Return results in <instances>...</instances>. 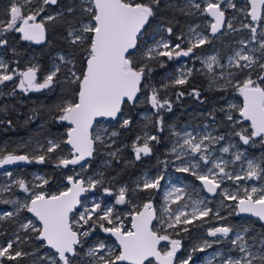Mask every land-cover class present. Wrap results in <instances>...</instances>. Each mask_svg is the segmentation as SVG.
I'll return each instance as SVG.
<instances>
[{"label": "snow or ice", "instance_id": "1", "mask_svg": "<svg viewBox=\"0 0 264 264\" xmlns=\"http://www.w3.org/2000/svg\"><path fill=\"white\" fill-rule=\"evenodd\" d=\"M204 2L205 6L202 7L195 0H189L191 6L201 15H207L214 21L210 23L212 35L220 32L225 25L228 29L233 28L230 21H225V11L221 7L224 0H204ZM247 3L251 5V11L247 15L253 22L264 19L261 15L264 10V0H247ZM55 4L57 0H11L6 21L0 22V47L8 43L5 33L12 31L20 33L24 41L36 44L43 42L44 21L54 20L56 17H45L42 13L45 11V6ZM159 4L160 0H151V3L135 2V0H82L81 8L87 14L88 20L81 21L78 27H69L68 38L71 44L80 45L83 48L86 66L83 71L77 72L74 63L69 62L72 63V67L69 68L65 80L69 84L76 85V88L73 90L72 98L65 99L58 106L59 115L54 117L57 122H66L69 126L66 138L62 141L49 140L45 147L46 153L56 152L57 149L68 153L67 156L55 157L58 159V167L81 165V171H83L85 166L81 162L92 157L97 144L109 146L105 137H116L119 133L117 131L109 133L108 129L103 127L102 120H118L124 105L138 101L142 81L152 72L149 62L158 61L163 66L161 57H167L169 61L180 57L200 59L207 72L213 74L211 77L213 84L223 81L224 85L234 86L243 98V103L238 108L236 105H229V108L236 109L239 118L249 122L250 128V131L248 129L234 131V135L239 137L244 145L255 142V138H259V141L264 143V32L260 33L261 38L257 41V27L244 24L243 27L249 29L252 34L250 42L258 43L259 47L248 49L246 52L247 44L240 41L243 47L228 57L227 65L221 64L216 55L202 59L196 56L195 50L208 43L209 38L202 32H197L195 27H190L186 35L176 36V40L181 41L180 43H172L170 39L163 36L159 39L153 37L151 43L143 40L146 32L145 25L149 23V18L156 14L153 5ZM227 7L235 8L236 5L229 0ZM68 11L71 12L72 9L69 8ZM158 31H166L168 37L173 35L171 27L159 28ZM185 41L186 48L183 46ZM257 51L260 52L258 57L254 55ZM138 56L139 62L136 59ZM9 68L10 65L0 59V85L18 76L20 77L18 87L25 93L52 88L54 78L59 72L57 68L47 74L42 82H38V68L35 66H29L23 71L18 68H12L9 71ZM217 68L221 69L218 73ZM233 68L236 71H232ZM257 68L261 71L257 73V79L254 80L252 72ZM241 74L245 77L242 80L238 79ZM188 75H191L190 71ZM257 80L260 83H257ZM186 83L187 78L184 74L174 80L175 85ZM224 85L221 87L223 88ZM182 95V92L178 94V96ZM195 95L198 98L199 92H195ZM149 99L152 108L157 112L161 109L171 110V103L168 100L158 99L155 89ZM226 119L233 125L241 122L230 112L226 114ZM130 123L129 119H122L121 126L128 127ZM156 123L158 130L163 131L162 116L158 115ZM94 125H96L95 128ZM172 134L177 137L171 149L176 159L194 158L177 167V171L191 172L209 194L222 195L225 200L236 201L232 207L237 215L248 213L264 221V189L256 187L250 190L244 189V195L239 196L221 188L225 180L235 183L264 179V169L254 161L248 160L247 170L242 169L241 172L233 174L227 170L232 161L223 158L212 159L207 145H214L224 140L223 135L214 136L206 133L198 138L191 131L183 133L173 131ZM151 141L159 142V137L146 133L142 146L133 143L136 159H140L141 154L145 156L151 154ZM62 144L67 147L62 148ZM231 147L234 146L222 147L220 151L229 153ZM111 155L115 156L116 153ZM242 155L241 152H235L234 160L240 161ZM35 159L37 163H44L45 155H39ZM18 161L30 162V159L27 155H5L0 151V168ZM200 162L210 166L201 169ZM4 175L12 177V173L8 171ZM37 179H41L42 182L33 185V188H42L48 183L47 179L39 177ZM161 179L163 177L155 179L146 177L142 184L137 185V189L159 190ZM99 184L101 180L86 179L77 174V176L68 175L67 185L70 187L55 194L31 190L23 179L13 180L11 183L0 186V197L3 193L12 192L15 186L27 194V198L23 201L0 198V203L15 205L14 211L0 212V221L13 220L22 211L30 213L35 218L33 220L22 217L17 221L19 231L14 232L12 238L0 242V264H20L28 256L36 257L33 264H146V262L152 264L150 258H154L156 264H190L191 255L186 258L177 257L181 241L171 238L167 230L172 229L177 234L179 231L187 232L189 231L187 225L209 217L212 209L207 207L206 201L196 200L191 205L187 202L181 204L185 196L184 189L173 187L165 192V203L159 215L149 199L142 205V209H135L128 213L126 218L130 223L128 227L125 218L118 215L115 209V205L131 203L126 188L121 187L115 194L109 188L104 189L106 195H114V205L106 204L102 207L100 202H94L89 207L82 204L81 196L89 190H95ZM218 189H221L219 193ZM172 204L178 206L172 208ZM189 208L191 211L188 210ZM216 216L219 217L218 211ZM154 220L158 221L159 230L153 225ZM247 231L245 228L244 232ZM21 232L26 235L22 236ZM231 232H233L231 227L221 226L209 229L207 235L227 238ZM93 233H97V236L93 237ZM99 233L107 235L99 238ZM0 235L6 234L0 232ZM90 237L92 239H89ZM109 238H114V241L110 243ZM243 240V235L236 232L235 239L231 242L236 244L238 251L245 255L229 258L226 264H253V261L257 260L259 264H264V251L252 253L246 243H238ZM33 241L41 242L35 246L36 251H24L21 245L30 244ZM161 242H167L171 247L162 251L159 247ZM85 245L87 250L83 251V256L87 259L82 260V250ZM206 247H211V243L205 241L204 246H198L193 251L203 252ZM41 248L52 251L37 256L36 253Z\"/></svg>", "mask_w": 264, "mask_h": 264}, {"label": "rangeland", "instance_id": "2", "mask_svg": "<svg viewBox=\"0 0 264 264\" xmlns=\"http://www.w3.org/2000/svg\"><path fill=\"white\" fill-rule=\"evenodd\" d=\"M0 3V17L1 22L6 21L7 19V9L10 7L11 0H1ZM135 2H143V3H151V0H135ZM196 3H200L202 7L205 6L204 0H195ZM229 0H224V3L221 4L222 9H224L225 13L227 14V22L230 21L233 25L232 29H228L226 25L222 32H220L216 37H211L209 34V25L211 23V19L206 15H201L195 8L191 6L189 0H166V6H171L173 11H175V18H171L168 20L169 23H165L161 21L156 15L154 17L149 18V23L145 25V35L143 37L144 41H148L149 43L152 42L153 37L159 39L163 36L166 39H170L172 43H180L181 41L176 40L177 35H186L189 31L190 27H195L197 32H202L203 34L207 35L209 38V42L203 45L200 48L195 50L196 56L201 57L202 59H208L212 55H216L218 60L221 64L227 65L228 57L234 53V51L239 50L243 45L240 41H244L247 44V48L245 51L247 52L248 49H258V43L250 42L251 32L249 29L243 27L244 24H252L253 26L257 27V41L260 40V33L264 32V19H262L259 23H252L249 21V17L247 15L248 12V4L247 0H231V3L236 5L235 8L227 7V3ZM82 0H78V7L79 10L81 8ZM157 6V5H153ZM59 8L55 5H47L45 6V11L42 13L43 16H54L59 13ZM181 14V16H179ZM262 17H264V10ZM180 18L179 25L177 28H173L172 24H175V21ZM39 19V18H38ZM88 17L85 20H81L87 22ZM81 21L76 22L70 27H78ZM167 27H171L173 29V35L168 37L166 31H158L159 28L166 29ZM175 29V30H174ZM18 33V32H17ZM20 35L21 39V34ZM174 38V39H173ZM214 39V41H211ZM22 40V39H21ZM24 41V40H22ZM28 42V41H27ZM30 43V42H29ZM43 43V42H42ZM41 44V43H40ZM39 45V44H38ZM183 46L187 47V42H183ZM255 56H259L260 52L257 51L254 53ZM64 59H61V58ZM0 59H2L5 63L9 65L7 60L4 58V53L0 48ZM30 63L25 64L24 67L18 68L19 70L23 71L26 70L29 66H35L38 68L37 61L30 56L28 58ZM139 62V56L136 58ZM28 60V61H29ZM73 58L70 54L64 52H57L53 55L50 66L48 70L41 75H39L37 71V80L38 82H42L44 77L49 74L50 72L56 70L57 68L61 69L63 74L67 75L69 68L72 66ZM161 61H163V66H161L160 62L158 61H151L149 62V67L152 68V72L142 81V88L140 93H138V99L147 100L148 105L147 109L141 111L137 115V119L135 123L138 126V133L132 142H126L124 140L123 135L125 134L121 131L122 127L121 122L122 119H129L125 113H121L118 120H102L103 127L108 129V132L117 131L119 133L116 137H105L106 143L109 146L99 145L95 146L98 147L101 154L103 155V159L99 162L97 166L94 168H90L89 161L91 157H89L88 161L83 164L85 166L84 170L81 171V165H70L68 168L58 167V159H55L57 155L67 156L68 153L66 151H61V149H57L56 152L53 153H46L45 147L49 140H60L52 137H47L42 139L40 136L33 137L31 139H27V142L23 140H19L15 146H24L28 148L30 152H20L21 154H25L29 157L32 167L28 166H18L9 168L0 172V186L5 184L11 183L13 180L23 179L29 185L31 190L34 191H46L49 194H55L59 191H63L68 187L67 185V176H77L79 174L82 178H91L94 180H101V184L97 185L95 190H89L85 193L84 197L82 198V204L86 206H91L94 202H100L102 207L104 205H114V195L109 196L104 193L105 188H109L115 194L119 191L121 187H124L128 190V196L131 198L130 204L125 205H115L116 213L120 215L122 218H125V223L128 227H130V223L126 219L128 213L135 210L141 209L142 205L146 203L149 199H151L153 203V207L157 210V214L159 215L165 201H164V194L166 191H170L173 187H181L184 189V200L180 203L183 204L187 202L189 205L193 201L196 200H204L206 201L207 207L212 209L209 217L204 218L203 221H195L192 225H187L189 231L183 232L179 231V235L184 236L183 238L186 240V244L184 246L181 245L180 251L177 253L178 258H186L187 256L191 255L192 260L190 264H226V261L229 258H239L245 255V253H241L238 251L237 245L233 244L231 241L235 239L236 232H240L244 240L238 243H246L252 253L257 254L261 251H264V232L263 229L258 226L254 221L256 219L252 218H242L239 217L236 213L232 205H235L236 201H229L225 200L222 195H216L213 197L207 196L201 185L199 184L198 180L195 178L191 172H179L177 171V167L182 166L184 163L187 162L189 159H194L193 157H185L183 159H176V156L171 152L173 147V143L177 140V137L174 136L172 133L180 132L183 133L184 131H191L194 135L202 136L206 133H211L212 135H223L225 137L224 140L220 141L217 144L211 145L208 144L209 152L211 153L212 159L223 158L224 160L232 161L227 167V170L232 172L233 174L241 172L243 170H247V161L252 160L256 164H258L262 169H264V143L259 141V138H255V142H250L248 145H244L242 141L239 140V137L234 135V131H239L241 129H248L249 123L242 121L239 118L238 111L236 109H230L229 105H236L237 108L242 105V97L239 95L237 89L232 85H224L223 81H217L215 84L211 82V77L213 74L208 73L207 69L205 68L204 64L201 63L200 59H195L193 57H180L179 59H173L169 61L167 57H161ZM13 67L9 68L11 71ZM199 71L201 74L203 81L205 82L206 87L209 89L205 93V97H211L213 107L208 110H204L202 112H198L193 117V120L187 119L183 120L179 123H174L172 118L170 117L171 121L164 122V130L159 131L158 126L154 125V114L155 112L159 115L164 117L170 111L166 109H161L157 112L156 109H153L150 103V96L152 94L153 89L157 91L158 99L162 98L159 93H166L169 90V87L175 85L174 80L179 78L181 74H184L188 79L193 70ZM232 71H236V69H231ZM189 71L191 75H188ZM221 69L217 68L216 72H220ZM260 69H254L252 72V78L255 80L257 79V73H259ZM154 76L156 81H154ZM244 74H241L238 79H244ZM55 79V78H54ZM154 82V83H153ZM157 82V83H155ZM257 83H260L257 80ZM221 85H224L222 88ZM168 88V89H167ZM167 89V90H166ZM45 90V89H44ZM22 91V90H21ZM43 91V90H41ZM40 91V92H41ZM24 92V91H23ZM30 92H37V91H29ZM27 93L24 92L25 95ZM161 100V99H160ZM197 103L202 104L206 102V99H196ZM143 102V101H142ZM231 113L234 118L240 120L239 124L233 125L232 122L226 119V114ZM205 118L201 123L196 121L197 118ZM154 119V120H153ZM196 119V120H195ZM131 121V120H130ZM130 125V124H129ZM96 125H94V128ZM129 127V126H128ZM151 128H157V133L151 132ZM157 135L159 137V142L151 141L150 147L152 148L151 154H153L155 146L159 144L161 153H157L152 159V165L148 169H144L142 172L137 173L135 178L129 183H122V184H114L112 187H109L108 180H114L115 178L107 177L106 179V172L105 168H110L112 165V159L118 154L120 155L121 152L125 151L126 149L131 150V154L135 156V152L133 151V143H136L138 146H142L144 142L145 134ZM123 134V135H122ZM139 138V139H138ZM207 144V141L205 142ZM14 145V144H13ZM229 145H233L234 147L230 148L229 153H222L220 149L222 147H226ZM43 146V147H42ZM62 148H66V145H61ZM23 148V147H22ZM177 148L179 145L177 144ZM24 149V148H23ZM241 152L242 159L240 161L234 160V153ZM16 152H8L7 154H20ZM111 153H116L115 156L111 155ZM128 153V151H126ZM125 154V152H124ZM150 155H143V157H151ZM6 155V153H5ZM39 155H45V162H50L53 167L58 168V170H65L64 173V181L57 186L52 187L49 189L50 181L44 185L42 188H33V185L39 184L42 182L41 179H47L45 176L46 172L48 171L46 168H42L43 163H37L35 157ZM123 160H125V156L123 155ZM140 160V159H136ZM121 161L119 160V163ZM133 162L124 161L123 165H131ZM201 163V169L207 168L210 165H204L203 162ZM45 164V163H44ZM8 171L12 173V177L9 178L8 176L4 175V173ZM57 171V170H54ZM199 171V170H198ZM155 179L157 177H163L160 181V188L159 190L151 189L147 192V197L141 198L139 197L143 191L137 189L138 184H142L145 178ZM252 187H256L257 189H264V179H251V180H244L233 182L231 180H225L221 185L222 189H226L227 192L236 194L239 196L244 195V189L250 190ZM221 189H218L217 192L219 193ZM2 199H19L21 201L27 198V194L23 193L19 190L18 186H15L12 192L3 193ZM178 205L172 204L171 207L175 208ZM15 205L11 204H3L0 203V212L3 211H14ZM191 211V208L188 209ZM219 212V217L216 216V212ZM22 217H28L29 219H33L26 211H22L18 217L13 220H3L0 221V232L5 233L6 235H0V242L10 239L13 237L14 232L19 231L18 223ZM222 217V218H221ZM260 223V222H259ZM261 224V223H260ZM154 226L157 230L160 229V225L158 221L154 222ZM221 226H229L233 229V232L229 234V237L224 238L221 236L217 237H209L207 235V231L214 227H221ZM247 229V232H244V229ZM170 236L177 235L176 231L172 229L167 230ZM22 236L26 235L25 233H20ZM34 235V234H33ZM107 234L99 233V238L106 237ZM97 233H93V237H96ZM176 239L174 237H171ZM89 239H92L91 237ZM114 241L112 238H109V242L111 243ZM208 241L211 243V247H206L203 252L201 251H193V249L197 248L198 246H204V242ZM96 241L93 239V243ZM41 242L33 241L30 244L21 245L24 251L25 248L29 250V252L36 251L35 246L40 244ZM169 244H164L161 246V250L169 249ZM87 250V245L82 250V260H86L87 257L83 256V251ZM52 250L47 248H41L36 255L42 256L45 253H51ZM32 258V262L36 259V257L30 256ZM147 264V262H146ZM152 264H156L152 262ZM253 264H259V261H253Z\"/></svg>", "mask_w": 264, "mask_h": 264}, {"label": "trees", "instance_id": "3", "mask_svg": "<svg viewBox=\"0 0 264 264\" xmlns=\"http://www.w3.org/2000/svg\"><path fill=\"white\" fill-rule=\"evenodd\" d=\"M165 1L166 0H160V4L153 7L156 9L155 15L161 21L169 23L168 20L175 18L176 15L171 6H166ZM0 3H2L1 0ZM78 5V0H57L55 6L60 9L59 13L54 15L56 19L44 21L46 40L39 45H33L27 41H22L17 32L12 31L5 33V38H7L8 43L0 48L10 67H24L25 64L30 63L28 58L32 56L37 61L38 73L41 75L48 70L53 55L57 52H64L70 54L73 58L72 63L75 65V70L77 72L83 71L85 68V52L80 45L71 44L68 38L70 25L85 20L88 17L86 13L79 10ZM69 8L72 9L71 12L68 11ZM179 16H181V14ZM1 19L0 17V22ZM178 20L180 21V18H178ZM62 74V70L59 69L53 81L52 88L45 89L41 92H30L27 93V95L18 87L20 79L18 76L12 81H7L4 85H0V151H2L3 154H7L8 152H30L28 148L24 146H22L24 149L21 146H15L19 140L27 142V139L36 136H40L42 139L52 137L63 140L66 138L68 126L65 122H57L54 117L59 115L58 106L61 105L65 99L72 98L73 90L76 88V85L67 83L65 75ZM156 80L154 76V81ZM208 90L202 77L192 73L187 79L186 84L173 85L169 87L166 93H159L162 97L160 98L161 101L168 100L171 103L170 113H167L163 117V121H171L170 117H173L172 120L174 123H179L187 119L193 120L196 113L213 107L212 98L209 96L205 97V93ZM181 92L183 95L178 96ZM195 92H199L198 98ZM203 98L206 99L205 103H197L196 99ZM142 101L138 99L134 104L128 103L123 106L122 113H125L126 116L129 117V120H131L129 127L125 129L121 128L123 133L127 131L124 135L122 134V138H124L126 142L131 143L132 139L136 137L139 131L138 126L134 124L135 120L137 119L138 113L147 109L148 105L147 100ZM157 117L158 114L155 112V120L153 119L155 127L157 125ZM203 119L205 118H197L198 121L196 122L201 123ZM9 121L11 123H9ZM151 132L156 134L158 132L157 128H151ZM155 147L151 157L141 156L140 160H136L135 156L131 154L132 151L128 149L121 152L119 156L117 154L115 158L112 159L111 167L105 168L106 179L107 177L112 178V176L115 178L114 180L107 179L109 187H112L113 183H129L135 178L137 173L142 172L144 169H148L152 165L153 155L155 157L157 153H161L159 144ZM95 149L89 161L91 169L97 166L103 159V155L98 147ZM126 151H128V153H126ZM122 153L126 158L125 160H123ZM119 160L121 161L120 163ZM124 161L133 163L131 165H123ZM44 163L41 166L48 170L45 176H47V180L50 181L49 189H51L64 181L65 170H58V168L53 167V165L47 161ZM29 166L32 167L31 164ZM142 195L147 197V192L143 191ZM252 221L260 226L264 232V226L260 224L258 220ZM174 236L181 241L182 246L186 244V240L183 238L184 236L179 234ZM25 250L29 252L27 248H25ZM32 261V258L28 256L23 259L20 264H33Z\"/></svg>", "mask_w": 264, "mask_h": 264}, {"label": "water", "instance_id": "4", "mask_svg": "<svg viewBox=\"0 0 264 264\" xmlns=\"http://www.w3.org/2000/svg\"><path fill=\"white\" fill-rule=\"evenodd\" d=\"M248 4H249V3H248ZM250 11H251V5L249 4L248 12H250ZM248 12H247V13H248ZM261 15H262V12H261ZM208 17H209V16H208ZM249 17H250V16H249ZM209 18L211 19V22H214V21L212 20L211 17H209ZM225 21L227 22V15H226V13H225ZM250 21L253 22V21L251 20V17H250ZM223 29H224V27L221 28L220 32H222ZM220 32L216 33L215 35H212V34H211V30H209V33H210L211 36H216V35H218ZM44 40H45V38H44ZM44 40H43V41H44ZM28 42H30V43L33 44V45H38V44H36V43H34V42H31V41H28ZM41 43H42V42H41ZM39 44H40V43H39ZM85 66H86V62H85ZM242 103H243V98H242ZM241 119H242V118H241ZM107 120H111V119H107ZM244 122L249 123V122H247V121H244ZM65 123H66V122H65ZM66 125H67V123H66ZM67 126H68V125H67ZM68 127H69V126H68ZM66 147H67V146H66ZM16 155H25V154H21V153H20V154H16ZM88 159H89V158H87L85 161H82L81 164H85V163L88 161ZM28 163H29V162H26V161H18L17 163L12 164V165H5L4 168H0V172H2V171H4V170H7V169H9V168H13V167L27 166ZM198 182L200 183L199 180H198ZM200 185H201V187H202L204 193H205L207 196H209V197H213V195L209 194V193L207 192V190L203 187V185H202L201 183H200ZM68 187H70V186L68 185ZM84 195H85V193L81 196V200H82V198L84 197ZM141 209H142V208H141ZM28 215L31 216L30 213H28ZM238 216H240V217H242V218H252V219H256V220H258V222H260V223L264 226V221H261V220H259L257 217L251 216V215L248 214V213H240ZM31 217H32V216H31ZM33 218H34V217H33ZM34 219H35V218H34ZM154 222H155V220L153 221V225H154ZM37 223H38V222H37ZM112 239L114 240V238H112ZM164 244H167V242H161V244L159 245L160 249H161V246L164 245ZM170 246H171V245H170ZM150 259H152V262L156 263V261H155L154 258H150Z\"/></svg>", "mask_w": 264, "mask_h": 264}, {"label": "flooded vegetation", "instance_id": "5", "mask_svg": "<svg viewBox=\"0 0 264 264\" xmlns=\"http://www.w3.org/2000/svg\"><path fill=\"white\" fill-rule=\"evenodd\" d=\"M248 4V3H247ZM248 7H249V4H248ZM249 9V8H248ZM262 14H263V10H262ZM227 15V14H226ZM207 16V15H206ZM249 17V16H248ZM249 21H250V17H249ZM251 22V21H250ZM252 23H259V22H252ZM178 25H179V20L177 19L176 21H175V24H172V27L173 28H177L178 27ZM175 30V29H174ZM209 30H210V25H209ZM210 34V33H209ZM211 36V35H210ZM217 36V35H216ZM216 36H211V37H216ZM174 39V38H173ZM45 40H46V34H45ZM45 40L43 41V42H45ZM211 41H214V39H211ZM194 72L193 73H195V74H198L199 76L201 75L200 73H199V71H197V70H193ZM28 165H29V163H28ZM27 165V166H28ZM200 184V183H199ZM139 197H141V198H144L145 196H143L142 194L139 196ZM240 217V216H239ZM171 237H174L175 238V236L173 235V236H171ZM170 246V245H169ZM171 247V246H170Z\"/></svg>", "mask_w": 264, "mask_h": 264}]
</instances>
